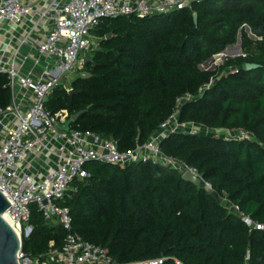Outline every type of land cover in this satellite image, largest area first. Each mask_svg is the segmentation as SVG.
I'll use <instances>...</instances> for the list:
<instances>
[{"label":"trees","instance_id":"16d2710c","mask_svg":"<svg viewBox=\"0 0 264 264\" xmlns=\"http://www.w3.org/2000/svg\"><path fill=\"white\" fill-rule=\"evenodd\" d=\"M238 32L244 56L198 67L235 44ZM91 33L97 47L81 69L89 77L76 75L70 92L59 83L45 100L47 110H65L67 119L83 110L70 130L93 132L127 151L177 111L181 122L243 129L254 140L178 132L160 141L165 155L195 168L210 190L150 161L124 167L87 161L89 176L73 180L57 201L69 208L72 230L106 247L117 263L164 257L162 264H264V230L239 215L264 224V0H195L142 18H104ZM246 63L257 67L246 69ZM7 84L0 73L1 108L11 101ZM29 212L32 231L22 249L35 255L50 243L60 249L62 226L45 220L36 203Z\"/></svg>","mask_w":264,"mask_h":264},{"label":"built area","instance_id":"2783aa9c","mask_svg":"<svg viewBox=\"0 0 264 264\" xmlns=\"http://www.w3.org/2000/svg\"><path fill=\"white\" fill-rule=\"evenodd\" d=\"M193 1L0 0V73L7 77L11 98L7 107H0V191L10 204L4 212L6 221L19 239L18 264H162L164 257L115 262L106 247L84 241L72 230L69 208L57 201L63 200L73 180L89 176L83 165L90 160L121 167L150 161L181 174L190 170L201 178L200 186L210 190L195 168L165 155L160 141L178 132L254 140L251 132L243 129L212 130L194 121L181 122L174 111L143 144L119 151L112 139L59 128L57 124L67 120V112L51 113L45 107L46 98L59 83H65L67 92L72 90L70 74H80L83 58L95 49L91 30L102 19L123 15L142 18L188 7ZM189 98H179L177 106ZM32 202L45 220L58 222L66 231L60 249L52 243L36 255L22 249V238L32 231L28 223ZM225 202L222 199V204ZM232 208L239 211L236 205ZM239 215L248 226L264 230V224L253 223L241 212Z\"/></svg>","mask_w":264,"mask_h":264},{"label":"water","instance_id":"95a60500","mask_svg":"<svg viewBox=\"0 0 264 264\" xmlns=\"http://www.w3.org/2000/svg\"><path fill=\"white\" fill-rule=\"evenodd\" d=\"M195 19V15H194ZM245 31L249 34V36L253 39L256 38L255 35H253L248 26H244ZM106 37H109V33L107 34ZM236 50L232 51L230 53L229 50ZM242 52L241 50V42H240V32L237 34V40L235 44H229L227 45L221 52L220 55L221 58L223 59L225 56H238ZM214 57V56H213ZM207 59L204 61L203 64L198 65L200 69H203V65L207 64L212 58ZM87 60H90L88 56H85L83 58V63H85ZM215 65L211 66V69ZM257 67L256 64L254 63H246L245 68L246 69H252ZM89 73L86 71H81L80 76L82 78L89 77ZM83 110L78 111L75 114H72L64 123H58V127L68 131L70 129V123L77 118V116L82 112ZM181 178L185 181H189L194 185H199L201 184V178L195 176L190 170H186L182 175ZM211 197L216 199V196L213 193H210ZM9 202L6 199V197L3 195V193L0 191V264H18L16 260V252L18 251L19 248V239L12 229V227L9 225V223L5 220L3 214L6 211V209L9 207Z\"/></svg>","mask_w":264,"mask_h":264},{"label":"rangeland","instance_id":"374dc122","mask_svg":"<svg viewBox=\"0 0 264 264\" xmlns=\"http://www.w3.org/2000/svg\"><path fill=\"white\" fill-rule=\"evenodd\" d=\"M244 30H245V28H244ZM94 41H95V43H96V46H95V48L97 47V43H98V39L95 37L94 38ZM230 51V53L232 52V51H236L235 49L234 50H229ZM226 57V56H225ZM222 58H221V56H220V54L219 55H215L213 58H212V60H210L207 64H205V65H203V68L204 67H206V68H208V69H211V66L212 65H217V64H219V63H221L222 62ZM81 72V71H80ZM79 73L78 72H76L74 75H72V74H70V80L71 79H73L74 77H76V75H78ZM65 84V83H64ZM72 190H73V188H72Z\"/></svg>","mask_w":264,"mask_h":264},{"label":"bare ground","instance_id":"6f19581e","mask_svg":"<svg viewBox=\"0 0 264 264\" xmlns=\"http://www.w3.org/2000/svg\"><path fill=\"white\" fill-rule=\"evenodd\" d=\"M220 55H222V54H220ZM3 216H4L5 220H6V215H5V213L3 214Z\"/></svg>","mask_w":264,"mask_h":264}]
</instances>
